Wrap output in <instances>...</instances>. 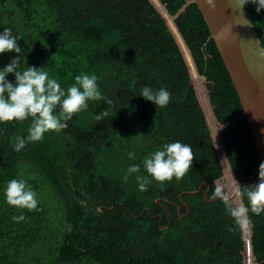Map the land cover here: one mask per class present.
Masks as SVG:
<instances>
[{
    "label": "trees",
    "instance_id": "trees-1",
    "mask_svg": "<svg viewBox=\"0 0 264 264\" xmlns=\"http://www.w3.org/2000/svg\"><path fill=\"white\" fill-rule=\"evenodd\" d=\"M151 1L0 0V34L11 28L19 38L20 70L45 68L65 90L94 74L113 101L89 102L65 130L20 152L15 138L28 135L31 120L0 124V264H264V212L249 208L237 221L211 198L216 188L231 197L260 166L230 76L196 4L158 0L190 51L198 89L184 47ZM245 7L264 48V9ZM16 56L0 55V70ZM146 86L167 89V107L140 97ZM105 109L109 117L97 121ZM174 142L195 158L183 179L152 181L147 191L135 174L123 179L133 164L147 176L143 159ZM12 179L36 192L37 210L6 202ZM229 201L249 207L246 196Z\"/></svg>",
    "mask_w": 264,
    "mask_h": 264
},
{
    "label": "clouds",
    "instance_id": "clouds-1",
    "mask_svg": "<svg viewBox=\"0 0 264 264\" xmlns=\"http://www.w3.org/2000/svg\"><path fill=\"white\" fill-rule=\"evenodd\" d=\"M249 2L256 5L257 13L264 9V0H236L237 9H243ZM206 3L210 9L215 8V0H206ZM18 39L12 34L11 28H5L0 34V55L17 54L0 70V124L31 120L28 135L15 138L14 151L20 152L29 143L43 142L46 133H60L65 130L68 121L88 110L89 102L104 101L109 107L113 106V101L105 97L99 89L98 77L94 74L77 75L74 84L65 90L56 79L49 77L45 68L28 66L20 70V54L23 49L18 45ZM9 74L15 77L14 82L7 79ZM135 83L133 80V87ZM140 97L152 102L156 108H165L170 102L171 93L165 88L154 91L146 86L141 89ZM109 115V110L105 109L95 118L101 121ZM127 155L130 160L136 158L134 152L129 151ZM194 159L189 145L180 142L168 143L162 150H157L143 159L147 176L140 174V165L133 164L129 166L123 179L127 181L129 176L135 174L139 190L147 191V186L152 181L164 185L173 178L176 181L183 179L189 170H192ZM148 177H151V180ZM258 180L259 182L251 187L242 188L237 183V195L247 197L248 208L234 207L220 188L211 191V198L222 199L227 212L237 221L249 208L253 214L260 215L264 212V162L259 166ZM36 196V192L24 179L10 180L5 189L6 202L19 210H37L39 201ZM12 219L23 220L25 217L13 216Z\"/></svg>",
    "mask_w": 264,
    "mask_h": 264
},
{
    "label": "water",
    "instance_id": "water-1",
    "mask_svg": "<svg viewBox=\"0 0 264 264\" xmlns=\"http://www.w3.org/2000/svg\"><path fill=\"white\" fill-rule=\"evenodd\" d=\"M190 1L196 4L199 9L210 31V37L230 76L249 124L261 164L264 162V54H262L264 53V48L262 47L260 38L247 14L246 7L238 10L236 0H215L214 9L208 7L206 0ZM159 4L162 6L160 2ZM154 6L166 20H168L167 16L171 18L163 6L164 13L159 7L156 5ZM168 23L175 35L177 43L179 44V42L182 41L184 44L176 28L174 26V28L172 27V21H168ZM184 48L189 54L188 58L187 56H184V58L192 71L193 81L198 84L200 76L197 74L194 67V69H192V58L185 44ZM206 111L205 113L210 120L209 112ZM258 173L259 170L250 178L239 183V186H248L249 180L255 179ZM204 184L205 183L202 185ZM202 185L191 194L201 192ZM206 185L209 187L208 184ZM208 191L209 188L204 194V199L209 202ZM236 195L237 192L235 190L233 195L227 197V199L232 200ZM219 199L220 198L217 197L214 201ZM160 201L161 199L157 200L158 203H160ZM182 203L185 205L184 202ZM99 210L101 211L102 208H99Z\"/></svg>",
    "mask_w": 264,
    "mask_h": 264
},
{
    "label": "rangeland",
    "instance_id": "rangeland-1",
    "mask_svg": "<svg viewBox=\"0 0 264 264\" xmlns=\"http://www.w3.org/2000/svg\"><path fill=\"white\" fill-rule=\"evenodd\" d=\"M157 2L159 3V1L157 0ZM156 5H158V4H156ZM162 8V7H161ZM160 8V9H161ZM162 10V9H161ZM162 12H163V10H162ZM164 13V12H163ZM167 19H168V21L169 22H171L172 21V19L171 18H169L168 16H167ZM172 27H173V25H172ZM174 28V27H173ZM182 48V47H181ZM183 50V52H184V55L185 56H187V58L189 57V54H188V52L184 49V48H182ZM192 72V71H191ZM197 87H198V84H197ZM198 89H199V87H198ZM202 97V96H201ZM202 103H203V106H204V110L206 111V108H205V102H204V100L202 99ZM207 112V111H206ZM257 182L256 181H252V182H250L249 183V185H253V184H256Z\"/></svg>",
    "mask_w": 264,
    "mask_h": 264
},
{
    "label": "bare ground",
    "instance_id": "bare-ground-1",
    "mask_svg": "<svg viewBox=\"0 0 264 264\" xmlns=\"http://www.w3.org/2000/svg\"><path fill=\"white\" fill-rule=\"evenodd\" d=\"M181 45L184 47V44L182 43V41H180ZM193 66V65H192Z\"/></svg>",
    "mask_w": 264,
    "mask_h": 264
}]
</instances>
